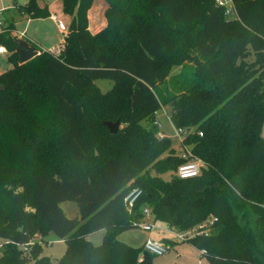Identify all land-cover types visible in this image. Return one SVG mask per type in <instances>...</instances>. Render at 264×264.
<instances>
[{
    "label": "trees",
    "instance_id": "1",
    "mask_svg": "<svg viewBox=\"0 0 264 264\" xmlns=\"http://www.w3.org/2000/svg\"><path fill=\"white\" fill-rule=\"evenodd\" d=\"M92 1L61 0V48L26 39L38 54L23 63L16 19L1 13L12 66L0 72V264H151L117 237L145 207L177 231L214 218L181 240L210 264H264V0H230L229 14L215 0H104L106 25L93 34ZM12 6L24 19L50 15L44 0ZM164 105L175 128L192 129L196 176L175 174L185 158L156 135ZM105 120L122 126L110 133ZM132 187L141 194L128 212ZM99 229L94 244L86 236ZM48 231L66 244L57 259L42 254Z\"/></svg>",
    "mask_w": 264,
    "mask_h": 264
},
{
    "label": "rangeland",
    "instance_id": "2",
    "mask_svg": "<svg viewBox=\"0 0 264 264\" xmlns=\"http://www.w3.org/2000/svg\"><path fill=\"white\" fill-rule=\"evenodd\" d=\"M3 1L4 5H12L13 3H23V0H1ZM45 1V0H44ZM9 7V6H7ZM13 7V6H12ZM10 8L8 12H5V15H13L16 19V29H22L24 24L26 23V19L20 18L19 14L14 10V8ZM60 6H58L59 10ZM6 9V8H4ZM61 16V17H60ZM58 21H66L69 19L66 14L63 13L61 15L58 14L57 16ZM34 19V18H32ZM57 21H53L50 19H45V21L38 23V21H32L28 32L37 33L38 35H41L46 37V41H42L41 43L45 47H49V43H51L50 38H47L46 33L48 35H52L54 38L57 35ZM62 25V24H59ZM64 26V25H63ZM67 25L64 26V31L66 33ZM54 40V39H53ZM52 40V41H53ZM53 49H56L54 47ZM12 66L11 61L8 59L7 53H0V72L5 71L9 69ZM178 68H174L173 72H176ZM94 83L99 87V89L102 92L107 91L111 85L112 81L109 79H95ZM169 111L170 106L164 105L162 106L157 112H156V119L159 122V126H157L158 130H161L166 136H168L171 140V145L180 153V151L183 150L181 144L175 137V127L171 124L169 120ZM122 125L119 124L118 129ZM170 171H164L160 173V177L163 180H168L170 178ZM60 207L64 211V213L68 217H74L78 215L77 206L72 201H63L60 203ZM155 227L150 232H144L138 228L134 229H128L125 230L120 239H123L125 241H128V243H132L134 245H141L143 238L148 234L151 238H165L169 239L172 242V244H168L167 250L160 254V255H151L150 263L151 264H210L204 257H201L199 255V252L188 242V241H177L175 239L171 232L167 229L166 225L159 221H155L154 223ZM100 235V231L93 232L89 236H87L89 240H96L98 239ZM1 241V240H0ZM66 244L63 239H60L53 231H48L46 236L43 238V241L41 242V249L42 254L48 255L52 259L59 258L63 252L65 251Z\"/></svg>",
    "mask_w": 264,
    "mask_h": 264
},
{
    "label": "built area",
    "instance_id": "3",
    "mask_svg": "<svg viewBox=\"0 0 264 264\" xmlns=\"http://www.w3.org/2000/svg\"><path fill=\"white\" fill-rule=\"evenodd\" d=\"M215 2L219 5L224 6L225 12L227 14L230 13V9H231L230 0H215ZM2 11H3V8H0V16H1ZM1 23L2 22H1V17H0V26H1ZM59 26L62 30H64L63 25H59ZM14 35L16 37H21L25 39L24 31H15ZM0 53H7V50L3 45H0ZM155 123L159 126L158 120H155ZM190 130L192 129L190 128ZM190 130H188L187 128H181V127L175 128V137L177 138V140L179 141V143L181 144L183 148V150L180 151L179 154L182 158H185V161L180 163L175 169V174L180 178L196 176L200 172V168L203 163L200 158L193 155L191 151V146L186 144L184 141L185 134H187ZM156 135L158 137L166 136L161 130H158ZM261 136L264 139V126L261 130ZM140 194H141V190L138 187H132L124 194L123 203L128 212L132 210ZM142 215H143L142 219L139 220V222H137V228L142 231L149 232L155 227L154 225L155 221L152 220L151 218L149 208L147 207L143 208ZM213 220L215 219L214 218L209 219L207 222L200 223L196 227L189 229V230H185V231H177L172 227H168V226L166 227L171 232L172 236L175 239H177V241H181L189 237H192L197 233H201L202 231L205 230L206 224L211 223ZM141 245L143 247V250L153 255H160L167 250L166 244H164L160 239L151 238V237H146L142 241Z\"/></svg>",
    "mask_w": 264,
    "mask_h": 264
},
{
    "label": "crops",
    "instance_id": "4",
    "mask_svg": "<svg viewBox=\"0 0 264 264\" xmlns=\"http://www.w3.org/2000/svg\"><path fill=\"white\" fill-rule=\"evenodd\" d=\"M60 1L61 0H45L46 4L48 6V9H49L50 15L48 17H45V18H34V19L28 18V19H26V23L24 24L22 29L17 30L16 25H15V30L13 33H15V31H24L25 39L31 40L32 42L38 44L42 49H47L53 53H57L63 44L64 35H65V31L60 28L59 24L66 26L68 24V21H69V19L64 21V22L58 21V18H57L58 14L59 15L62 14L60 8L58 10V6H60ZM2 2L3 1L0 0V8L4 9V8H11L12 7V5L11 6L10 5H4V3H2ZM7 6H9V7H7ZM106 7H107L106 1H104V0H93L91 3V6L87 10V27H88V30L92 34L98 32L99 30H101L106 25V18L104 15V11H105ZM66 16H68V15H66ZM45 19L57 21V24H56L57 25V32H56L57 35L55 36V38L52 35L50 36V35H48V33H46L47 38H50V40H48V41H51V43L48 44L49 47L48 46L45 47L41 43L43 40L44 41L47 40V39H45L46 37H44V35L43 36L41 35V37H40V35H38L37 33L28 32L29 26H30L32 21H38V23H41V22L45 21ZM54 47H56V49H53ZM97 231H100V235H99L98 239H96L94 241L90 240L94 244H97L101 241V238H102V235L104 232L103 229H99V230H96L94 232H97ZM124 231H122L121 233L118 234V236H117L118 239L121 238V235ZM92 233L93 232L89 233L87 236H89ZM87 236H86V238H88ZM146 237H149L148 234H146V236L143 238V240ZM156 239L161 240L163 238H156ZM120 240L131 245V246H138V245H134L132 243H128V241H125L123 239H120Z\"/></svg>",
    "mask_w": 264,
    "mask_h": 264
},
{
    "label": "water",
    "instance_id": "5",
    "mask_svg": "<svg viewBox=\"0 0 264 264\" xmlns=\"http://www.w3.org/2000/svg\"><path fill=\"white\" fill-rule=\"evenodd\" d=\"M13 43L17 52L18 60L20 63L26 62L38 54V50L34 45H31L26 39L21 37H14ZM103 124L108 128L110 133L117 131L119 127V121L105 120Z\"/></svg>",
    "mask_w": 264,
    "mask_h": 264
}]
</instances>
